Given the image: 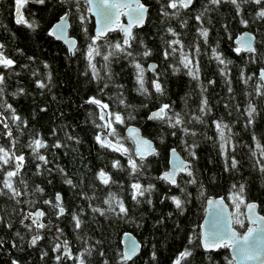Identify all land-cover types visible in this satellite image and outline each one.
<instances>
[{"label": "snow or ice", "instance_id": "1", "mask_svg": "<svg viewBox=\"0 0 264 264\" xmlns=\"http://www.w3.org/2000/svg\"><path fill=\"white\" fill-rule=\"evenodd\" d=\"M32 2L36 5L51 7L49 0H32ZM155 2L158 5L160 22L163 26L160 37V56L162 57V62L167 61L171 57L172 62L168 63V69L173 74L183 71L185 76L195 81V87L199 89V102L197 108L192 110L191 114H189L190 110L186 106L185 97H181L184 106L180 111L174 110L171 103L159 102L158 106L153 107L147 112L145 119L156 122L160 126H165L168 133L172 136H176L178 131L179 148L183 150L185 154L184 158L178 154L176 146L169 147L167 150L168 167L160 170L159 174L155 177H151L150 174L146 176L144 171L148 166L146 158L159 155L158 148L154 146L153 140L140 135L139 129L129 124L126 128V134L127 139L132 142V147H126L124 143L125 138L119 136L113 128V121L116 124H123L125 117L114 109L108 111L109 106L94 95H88L82 102L84 104L95 105L100 110V119L106 131L103 134L97 131L93 137L95 142L101 148L119 152L126 159V171L130 177V182L127 185L129 190L127 195L133 206L146 204L149 209L153 212L155 211L153 200L154 183H141L140 179H131L133 174H135L148 180L163 181L170 188L177 189L178 191L174 194L171 191L161 194L159 200L170 202L177 213H183L185 205L193 195V193L188 191L189 186L196 188L195 195L197 200H203L205 197L204 183L197 179L198 169L194 167V162L198 160L196 151L198 141L196 137L200 134L188 125L194 121L207 127V114L212 112V108L208 105L205 95V84L200 79L201 66L197 60L199 56L197 41L203 39L205 46H208L207 37L209 35V28L205 26L204 22L207 19V23L211 24V19L206 18V13L218 11L222 3H227L234 8L238 23L246 25L248 21L241 14L242 5L247 3L256 5V10L252 14L253 19H264V6H261L264 5V0H206L193 15V19L196 21L195 38L188 45L183 43L181 33L176 31L169 22L176 20L179 23V28L185 29L187 20L180 19L181 11L189 9V6L193 4V0H166V3L155 0ZM25 3L26 0H14L15 22L17 24H24L30 30H35L39 27L38 21L36 19L26 20L21 13V8ZM53 3H57V7L62 14L59 15L55 23H52L47 28V35L50 37L54 36L56 39L63 41L67 46L66 58L72 57L76 51H82L86 64L85 70L80 72V75L85 76L86 74H90L89 82L97 85L99 93L103 94L109 85L114 89L120 90L114 91L112 95L115 98L114 103H118L122 108L127 110V119H132V111L137 107L146 109L147 105H134L126 102L122 91L123 86L114 83L112 69L114 61L123 59L127 61V66H131L134 69L133 79L135 87L132 90L138 95L144 96L146 99L150 95V90L146 87V71L151 72L153 76L151 90L155 91L158 97L165 95L163 83L159 79L163 74L155 71L158 67L157 63L147 60L146 67L141 63V59L152 55V51L145 44V40L143 38L139 39L138 51L133 52L132 49V45L137 43L133 26L138 28L141 25H146V16L151 11V5L143 3L142 0H84L85 7L84 11L81 12L78 0H53ZM73 8L75 9L76 20L79 22V31L83 36L82 49L77 48V41L74 37L66 35V31L69 28L70 12ZM89 14L94 17V27L91 31L87 26L88 21L86 19ZM121 16L127 19L126 24L120 22ZM116 31L120 35L116 36L115 39H109L108 37L115 35ZM225 31L227 32V29ZM165 34L170 38L165 39ZM242 35L247 37V39L242 40L240 36H237L235 41L236 47H233L232 51L239 53L241 48H243L246 53L252 54L250 59L253 64L256 63L257 57H259L261 62V67L255 76H253V73L245 74L243 67L239 69V80L246 87L249 86L250 80H254V84L252 85L254 95L247 90L243 93L245 103L242 113L240 112V106L235 104V99L231 95L233 88L227 73V67L231 61L225 59L215 46L211 47V59L217 63L219 75L227 86V93L229 94L227 98L232 100L235 105V110L240 114L239 118H242L241 122L245 130L251 132L252 146L249 147L248 144L241 142L243 147L249 150L253 158H256L258 154L260 159L264 160V146L261 145L254 129L258 108L253 103L254 99L259 98L261 107H264V52L253 47L251 33L245 32ZM5 48L6 45L0 43V68L8 70L11 74L12 66L17 64V60L8 56ZM189 49L191 50L189 51ZM14 53L35 64V57L32 55L25 57L21 48H14ZM205 55L207 56L208 53L206 52ZM96 57L100 58L99 67H97L96 60L94 59ZM39 64L42 65L43 72H39L37 67L33 66L30 73L32 82L35 89L41 90V92L44 90L50 92L52 79L50 65L46 60H40ZM19 67L27 70L29 64H20ZM101 71L103 75H101ZM101 83H103L104 87L100 86ZM206 84L213 85V80L208 79ZM21 95L26 96L30 95V93H27L26 89L20 86L19 82H17V86L13 91L8 92L4 75L0 72V137L6 138V146L0 144V166H2L0 168V176H2L0 178V196H7L14 202L10 208L5 210L4 217L0 218V227L11 231L13 221L9 217L18 216L17 223L23 227L24 233H27L28 238L26 243L29 248L37 246L38 242L42 240V230H50L49 246L53 253L52 260L54 264H61L62 258L64 261H70L71 264H96L97 258H99V264H109V261L105 258L106 253L103 250L96 252L94 246L88 243L87 237H82L79 234V230L83 224L80 217L86 211L84 207H79L78 211L74 207L70 214V226L72 227L73 235L77 241H83V247L75 252L71 250L70 241L66 237H63V230L58 224H53L51 219H48L47 223L42 222L41 218L45 217L46 213L40 207H36L38 203L47 206L55 217L61 219L67 214L66 206L62 203V196L59 191L54 193L53 199V196L43 197L44 189L39 184L32 186L31 190H29V185L22 175V170L27 171L34 164V168L31 170L35 176H46L55 171L62 178L63 184L71 188H76L77 185L72 179L67 177L64 168L59 164L48 167L52 161L46 158V154L51 156L52 160H55L56 151L60 148L68 147L67 143L56 138V127H53L48 133L53 141L51 144L42 138L39 130L35 131L33 135L32 130L29 129L28 139L21 145L23 149H27L28 151L17 153L15 146L20 142V137L23 135V129L27 121L13 108L6 97L11 96L12 98H16ZM185 95L187 96L188 93ZM250 96L252 98H249ZM52 98L55 100L54 96ZM224 107L227 110L229 104L225 103ZM40 111H45L43 105L40 107ZM106 116L109 118L106 119ZM88 117L89 121H91L93 118L91 111H89ZM236 123L237 120H232L231 123H228L220 118L212 119L211 126L214 129L215 136L203 134L204 140L212 141L214 148L218 150V156L223 164L222 170L224 172L239 171V161L236 159L234 152L238 147L236 143L237 134L231 126ZM96 127L100 128L101 125L98 124ZM61 129L63 130L65 141L75 140L78 142V138L69 135L67 130L63 129V125H61ZM110 136L113 139H110ZM155 139L163 143L164 134H159ZM49 148L51 152L48 151ZM110 163L113 169L125 171V168L117 159H112ZM256 167L259 169L261 175L264 176V163L257 160ZM94 178L99 180L101 185L108 186L109 190L103 195L100 203H88L87 209L92 214H99L105 218L115 217L123 220L125 223L134 222L137 225L141 221L146 222L147 217L144 212L140 211L139 207H135V212L140 214L138 219L134 215H129V209L125 199H123L124 188L122 181L117 182L113 180L109 176V173L102 168L95 172ZM113 184L116 185L117 191L111 190ZM88 188L94 191L92 184H89ZM79 196L87 201L96 199L95 196L88 195L82 189L79 192ZM228 197L233 201L231 215L227 213L220 198L213 199L212 197H207L203 211L208 218V223L200 225L198 247L202 248L205 253L216 248L227 247L231 256L226 257L225 264H264V215L260 214L257 203L254 200H246L245 185L243 183H233ZM77 204H79V201H77ZM238 208H242V211L238 212ZM147 215H151V212ZM165 217L171 219L173 212L162 213L158 219H155L151 224L153 231L166 225ZM245 217L247 219L246 229L242 233L237 232L234 225H242ZM90 219H94V215L90 216ZM26 220L29 222H26ZM175 227L178 228L179 224H176ZM53 229L54 232L51 231ZM24 233H21L19 230L11 231L12 238L7 240H5L4 236H0V249L7 242L13 248L23 251V248H19V245L25 243ZM15 238H18V243ZM195 240H197V237L189 233L186 246L175 254L170 264H187V260H190L193 255L192 245ZM99 243V241L96 242L97 245ZM139 248L140 245L138 243L134 240H129L127 247L122 252L116 253L115 264H135L134 257ZM4 254L6 257L5 264H20V260L11 256L8 250H5ZM39 255L41 259H44L47 253L44 249H40ZM147 255L151 257L153 262L157 260L155 245H153V250L149 251ZM204 259L209 258L205 255Z\"/></svg>", "mask_w": 264, "mask_h": 264}, {"label": "trees", "instance_id": "2", "mask_svg": "<svg viewBox=\"0 0 264 264\" xmlns=\"http://www.w3.org/2000/svg\"><path fill=\"white\" fill-rule=\"evenodd\" d=\"M142 2L151 5V11L146 16V25L133 28L137 43L132 45V49L133 52L138 51L139 39L143 38L145 40V44L151 49L152 55L141 59V63L144 67H146L147 60L157 63L158 67L155 71L163 74L159 79L163 83L165 95L158 97L155 91L151 90L153 76L151 72L147 71L145 72L146 87L149 88L150 95L147 99L144 96L138 95L132 90L135 87L133 79L134 69L131 66H127V61L123 59L114 61L112 64L114 83L123 86L122 91L126 102L134 105H147L146 109L137 107L133 110L132 119L129 120L127 119V110L122 108L118 103H114L115 98L112 94L114 91L120 90L114 89L109 85L103 94L99 93L97 85L89 82L90 74H86L85 76L80 75V72L85 70L86 64L82 51H76L72 57L66 58V46L59 40L47 35V28L62 14L57 7V3L49 0L51 7H44L36 5L32 0H26L25 5L21 8V13L26 20L36 19L39 24L37 29L30 30L24 24H17L15 22L14 0H0V43L6 45V54L17 60V64L12 66L11 74L8 70L2 68H0V72L4 75L8 92L13 91L17 86V82H19L20 86L24 87L27 93H30V95H21L16 98H12L11 96L6 97L13 108L27 121L23 129V135L20 137V142L15 146L16 151L17 153L28 151L27 149H23L21 145L27 141L29 129L32 130L33 135L35 131L39 130L42 138L51 144L53 141L48 133L53 127H56V138L67 143L68 147L58 149L55 153V160H52V157L46 154V158L52 161L48 167L59 164L64 168L67 177L72 179L77 187L71 188L63 184L62 178L55 171L46 176L33 175L31 169L34 168V164L27 171L22 170V175L29 185V190L36 184H39L44 189L43 197L53 196L54 199L55 192L59 191L61 193L62 203L66 206L67 211V214L62 219L55 217L47 206L38 203L36 207H40L46 213V216L41 218L42 222L47 223V220L51 219L53 224H58L63 230V237H66L70 241L73 252L83 247V241H77L73 235V230L70 226V214L74 207L77 211L79 207H84L86 211L80 217L83 224L79 230V234L82 237H87L88 243L94 246L96 252L103 250L106 253L105 258L109 261V264H115L116 253L122 252L120 235L125 231L132 233L140 245L139 251L134 257L135 264H170L175 254L186 246L189 233L196 236L197 240L192 245L193 255L191 259L187 260L186 258L187 264H225L226 257H230L227 247L218 248L207 253L198 247L199 223L204 213L205 198L208 195L221 196L231 207L232 200L228 197L229 190L233 183H243L245 185L246 200H254L257 203L258 211L264 215V176L261 175L259 169L256 167L257 160H260L261 163H264V160H261L258 154L256 158H253L249 150L243 147L241 143L248 144L249 147L252 146L251 132L245 130L241 122L242 118H239L240 114L235 110V105L232 100L227 98L229 95L227 93V86L219 75L217 63L211 59V47L215 46L225 59L231 61L227 67L228 78L233 88L231 95L235 99V104L240 106V112L242 113L245 103L243 93L247 90L254 95L252 91L254 80H250L249 86L246 87L239 80V69L243 67L245 74L253 73V76H255L261 67V62L259 57H257L256 63L253 64L250 59L251 53L242 51L239 53L233 52L232 48L236 47L233 39L239 32L248 30L254 35L253 47L264 52V19H253L252 14L256 10V5L251 3L242 5L241 14L248 21L246 25L238 23L234 8L227 3H222L218 11L206 13V18L211 19V24L207 23V19L204 22L205 26L209 28V35L207 37L208 46H205L203 39L197 41L199 45L197 60L201 66L200 79L205 84V95L208 105L212 108V112L207 114V127L194 121L188 125L200 134L196 137L198 141L196 149L198 160L194 162V167L198 169L197 179L204 183L205 197L203 200H197L195 195L196 188L189 186L188 191L193 193V195L185 205L184 212L177 213L170 202L159 200L161 194L168 191L174 194L178 191L177 189L170 188L163 181L148 180L145 177H138L133 174L131 179H140L141 183H154L153 200L155 211L153 212L149 209L146 204L135 206L145 213L147 217L146 222L141 221L139 225L134 222L125 223L123 220L115 217L105 218L99 214H92L87 209L88 203H100L103 195L109 190L108 186L101 185L99 180L94 178L95 172L102 168L109 173V176L113 180L123 182V199L126 201L129 215H134L137 219L140 215L135 212V207L127 195L129 191L127 185L130 182V177L126 171V159L119 152L101 148L93 138L97 131H104V127L99 115L100 110L95 105L84 104L82 102L88 95H94L103 103H106L109 106L108 111L114 109L125 117L123 124H116L113 121V128L119 136L125 138L124 143L126 147H132L131 141L124 134V128L129 124L137 126L143 136L153 140L154 146L158 148L159 155L146 158L148 162V166L144 170L146 176L150 174L151 177H155L159 174L160 170L167 168V150L169 147L176 146L180 156L182 158L185 156L183 150L179 148L178 131L176 136H172L168 133L165 126L148 121L145 117L148 111L158 106L159 102L171 103L174 110L180 111L184 106L181 97H185L186 106L190 110L189 114H191V111L195 110L198 106L199 89L195 87V81L185 76L183 71L173 74L168 69V63L172 62L171 57L167 61L162 62V57L160 56V37L163 26L160 22L158 5L155 0H142ZM160 2L166 3V0H160ZM204 2L206 0H193V4L189 6V9L181 11L180 19L187 20L185 29H180L179 23L176 20L169 22L176 31L181 33V38L185 45H188L195 38L196 21L193 19V15L196 10L201 8ZM78 3L81 12H83L85 7L84 1L78 0ZM86 19L88 21L87 26L91 31L93 28L92 17L88 15ZM225 29H227V32ZM68 34L76 39L77 48L82 49L83 36L79 31V22L76 20L74 8L70 12ZM119 35L120 33L116 31L115 35H110L108 38L115 39ZM164 38L168 39L170 37L165 34ZM16 47L23 50L25 57L28 55L34 56L35 64L15 54L14 48ZM206 52L208 53L207 56L205 55ZM246 57L248 58L246 59ZM94 59L96 60L97 67H99L100 58L96 57ZM40 60H46L50 65L52 76L50 92L48 90L41 92V90L35 89L32 77L30 76L33 66L37 67L39 72H43V67L39 64ZM24 63L29 64L27 70L19 67L20 64ZM101 75H103L102 71ZM208 79L213 80V85L206 84ZM100 86L104 87L103 83ZM186 93H188L187 96L185 95ZM53 96L55 100H53ZM249 98L252 97L250 96ZM225 103L229 104L227 110L224 107ZM253 103L258 108L254 129L261 145L264 146V107H261L259 98L254 99ZM42 105L45 107V111L43 112L40 111ZM89 111L93 113L91 121H89L88 117ZM217 118L223 119L228 123H231L232 120H237V123L231 126L237 134L236 143L238 147L234 152L236 159L239 161L238 172H224L222 170L223 164L218 156V150L214 148L212 141L204 140L203 134L215 136L211 120ZM98 124L101 125L100 128L96 127ZM61 125H63V129L67 130L69 135L77 137L78 142L75 140L65 141ZM161 133L164 134L163 143L155 139ZM109 138L113 139L111 136ZM0 144L6 146V138L0 137ZM48 151L51 152V149L49 148ZM112 159H117L125 168V171L113 169L110 163ZM178 175L182 176L183 174ZM89 184L93 185L94 191L88 188ZM81 189L88 195L95 196L96 199L87 201L81 198L79 196ZM111 190L117 191L115 184L111 186ZM77 201H79V204H77ZM13 203L7 196H0V218L4 217L5 210L10 208ZM168 211L173 212V217L171 219L165 217L166 225L153 231L151 224L162 213ZM149 212H151V215H147ZM93 215L94 219H90V216ZM9 219L13 221L11 231L19 230L21 233H24L23 227L17 223L18 216H10ZM26 222L29 221L26 220ZM176 224H179L178 228L175 227ZM234 226L240 232L245 227V221L242 225ZM11 231L0 227V236H4L5 240L10 239L12 238ZM51 231L54 232V229ZM49 232L50 230L48 229L42 230V240L38 242L37 246H33L32 248L28 247L26 243L28 238L27 233H24L25 243L19 245V248H23V251L13 248L11 244L5 242L3 248L0 249V264H5L6 262L5 250H8L11 256L18 258L20 264H54L52 260L53 253L49 246ZM15 239L18 243V238ZM97 241L100 242L98 245L96 244ZM153 245H155L157 252V260L155 262L147 255L149 251L153 250ZM40 249H44L47 253L44 259L40 258ZM205 255L209 259H204ZM61 264H71V262L64 261L62 258ZM96 264H99V258L96 259Z\"/></svg>", "mask_w": 264, "mask_h": 264}, {"label": "water", "instance_id": "3", "mask_svg": "<svg viewBox=\"0 0 264 264\" xmlns=\"http://www.w3.org/2000/svg\"><path fill=\"white\" fill-rule=\"evenodd\" d=\"M84 1V0H83ZM90 15V14H89ZM91 16V15H90ZM92 17V16H91ZM15 19V18H14ZM92 20H93V27H94V17H92ZM56 22V21H55ZM54 22V23H55ZM120 22L122 23V24H126L127 23V19L124 17V16H121V18H120ZM134 27H136V26H133V28ZM140 27V26H139ZM137 28V27H136ZM245 32H248V33H251L250 31H248V30H243V31H241V32H239L235 37H234V39H233V43H234V45L236 46V44H235V41H236V37L237 36H240L241 37V39L242 40H244V39H247V37H245V36H243L242 34L243 33H245ZM252 34V33H251ZM66 35H68L69 36V34H68V29H67V31H66ZM53 38H55L54 36H52ZM70 37H72V36H70ZM252 37H253V42H254V35L252 34ZM56 39V38H55ZM58 40V39H57ZM60 42H62L63 43V41L62 40H59ZM64 44V43H63ZM65 45V44H64ZM66 46V45H65ZM66 48H67V46H66ZM241 51L242 52H245L244 50H243V48H241ZM152 62H154V61H152ZM155 63V62H154ZM106 118V117H105ZM128 126V125H127ZM127 126L124 128V134L127 136V134H126V128H127ZM132 127H135V128H137V129H139L137 126H135V125H131ZM102 134L103 133H105L104 131H100ZM139 132H140V130H139ZM140 135H142L141 133H140ZM143 136V135H142ZM131 141V140H130ZM132 143V142H131ZM179 154V153H178ZM180 155V154H179ZM167 167H168V154H167ZM207 197H212L213 199H215V198H220L222 201H223V204H224V207H225V209H226V211H227V213L228 214H232V212H231V209H230V206L228 205V203L224 200V198L223 197H221V196H212V195H208ZM207 197L205 198V202H204V204L206 203V199H207ZM261 214V213H260ZM262 215V214H261ZM244 221H245V227H244V229H246V227H247V219H246V217H245V219H244ZM208 223V218L205 216V213H203V216H202V219H201V221H200V223H199V230H200V225L201 224H207ZM236 229V228H235ZM243 229V230H244ZM242 230V231H243ZM236 231L238 232V230L236 229ZM242 231L240 232V233H242ZM125 234H127V235H125ZM120 240H121V249H122V251L127 247V242L129 241V240H134L136 243H138V241H137V239L133 236V234L132 233H130V232H127V231H125V232H122L121 233V235H120ZM139 244V243H138ZM218 248H216V249H214V250H217ZM214 250H209V251H214ZM138 251H139V249H138ZM138 251H137V253H138ZM228 252H229V250H228ZM136 253V254H137ZM229 255L231 256V253L229 252Z\"/></svg>", "mask_w": 264, "mask_h": 264}, {"label": "rangeland", "instance_id": "4", "mask_svg": "<svg viewBox=\"0 0 264 264\" xmlns=\"http://www.w3.org/2000/svg\"><path fill=\"white\" fill-rule=\"evenodd\" d=\"M232 206H233V201H232V205H231V212H232ZM237 211H241L240 208L237 209Z\"/></svg>", "mask_w": 264, "mask_h": 264}]
</instances>
